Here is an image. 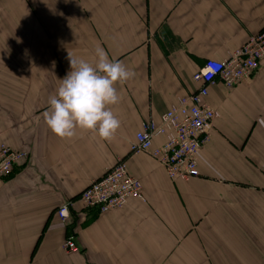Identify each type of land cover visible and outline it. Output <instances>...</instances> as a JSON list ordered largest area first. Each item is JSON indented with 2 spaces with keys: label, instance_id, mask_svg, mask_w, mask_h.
<instances>
[{
  "label": "crops",
  "instance_id": "1",
  "mask_svg": "<svg viewBox=\"0 0 264 264\" xmlns=\"http://www.w3.org/2000/svg\"><path fill=\"white\" fill-rule=\"evenodd\" d=\"M263 28L264 0H0V143L27 154L0 178V264H264V60L233 88H209L218 116L198 177L172 180L130 149L144 123L199 89L206 61ZM98 46L135 72L110 106L121 127L111 141L79 129L62 139L43 119L48 98L71 70L68 52L94 64ZM120 159L145 201L85 207L81 193ZM70 237L76 252L64 250Z\"/></svg>",
  "mask_w": 264,
  "mask_h": 264
},
{
  "label": "built area",
  "instance_id": "2",
  "mask_svg": "<svg viewBox=\"0 0 264 264\" xmlns=\"http://www.w3.org/2000/svg\"><path fill=\"white\" fill-rule=\"evenodd\" d=\"M264 60V28L224 61L208 60L193 76L200 83L193 94L181 97L156 125L146 122L130 145L132 154L147 153L156 159L172 180H188L199 176L198 154L210 141V131L218 114L205 98L209 88L220 80L227 88H233L251 77ZM165 136L161 147H154L156 136ZM27 157L26 152L12 149L0 143V178L10 174ZM145 201L142 182L130 175L125 159L118 162L98 180L92 182L80 195L87 208L100 214L123 208L129 199ZM72 202L59 207L57 216L66 223L70 218ZM66 252H76L78 246L73 237L64 244Z\"/></svg>",
  "mask_w": 264,
  "mask_h": 264
},
{
  "label": "clouds",
  "instance_id": "3",
  "mask_svg": "<svg viewBox=\"0 0 264 264\" xmlns=\"http://www.w3.org/2000/svg\"><path fill=\"white\" fill-rule=\"evenodd\" d=\"M95 56L93 64L68 52L71 70L48 98L49 108L43 119L62 139L75 137L79 129L111 141L121 127L110 106L121 100L116 85L134 78L135 72L121 61L110 60L102 47L95 49Z\"/></svg>",
  "mask_w": 264,
  "mask_h": 264
},
{
  "label": "rangeland",
  "instance_id": "4",
  "mask_svg": "<svg viewBox=\"0 0 264 264\" xmlns=\"http://www.w3.org/2000/svg\"><path fill=\"white\" fill-rule=\"evenodd\" d=\"M129 201V200H128ZM128 203V202H127ZM124 208V207H123Z\"/></svg>",
  "mask_w": 264,
  "mask_h": 264
}]
</instances>
